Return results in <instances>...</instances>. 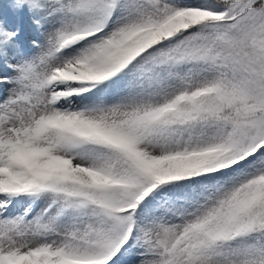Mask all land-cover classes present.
Segmentation results:
<instances>
[{"label": "snow or ice", "instance_id": "6c2138e0", "mask_svg": "<svg viewBox=\"0 0 264 264\" xmlns=\"http://www.w3.org/2000/svg\"><path fill=\"white\" fill-rule=\"evenodd\" d=\"M0 264H264V0H0Z\"/></svg>", "mask_w": 264, "mask_h": 264}]
</instances>
